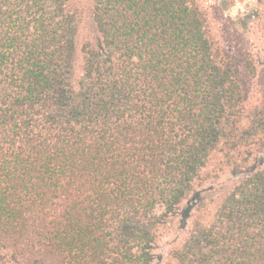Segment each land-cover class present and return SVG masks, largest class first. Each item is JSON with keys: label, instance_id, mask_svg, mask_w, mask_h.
<instances>
[{"label": "trees", "instance_id": "1", "mask_svg": "<svg viewBox=\"0 0 264 264\" xmlns=\"http://www.w3.org/2000/svg\"><path fill=\"white\" fill-rule=\"evenodd\" d=\"M83 16L0 0V264H264V83L197 0H91L79 46Z\"/></svg>", "mask_w": 264, "mask_h": 264}, {"label": "rangeland", "instance_id": "2", "mask_svg": "<svg viewBox=\"0 0 264 264\" xmlns=\"http://www.w3.org/2000/svg\"><path fill=\"white\" fill-rule=\"evenodd\" d=\"M208 17V25L217 48L240 68L241 78L251 89V100L258 97L257 88L264 83V6L257 0H197ZM84 11L78 44L91 36V0H78ZM249 58L256 71L250 76L242 65ZM219 177H211L197 182L199 188L209 183L224 186L230 183L228 173L218 172ZM191 220H189L190 224ZM186 231L179 229V218L167 225L160 240L159 252L167 257L169 250L179 244Z\"/></svg>", "mask_w": 264, "mask_h": 264}]
</instances>
